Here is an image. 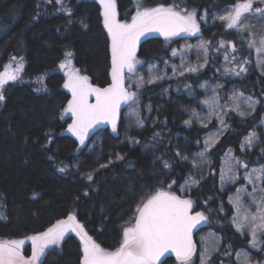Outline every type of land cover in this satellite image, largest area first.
<instances>
[{
	"label": "trees",
	"instance_id": "obj_1",
	"mask_svg": "<svg viewBox=\"0 0 264 264\" xmlns=\"http://www.w3.org/2000/svg\"><path fill=\"white\" fill-rule=\"evenodd\" d=\"M174 1L195 10L199 17L207 15L209 28H203L202 37L211 42L208 69L197 75L172 74L139 89L143 126L128 129L123 116L118 131L111 128L95 134L101 142L91 150L67 133L73 117L64 114L71 94L63 85L72 69L89 77L95 86L111 83L110 36L100 0H0V73L9 65L8 70L14 71L23 58V70L17 80L5 85V100L0 101V239L29 238L75 214L96 243L114 251L122 243L123 229L134 223L142 201L161 188L167 190L175 180L171 191L190 198L195 212L207 216L208 225L196 236V245L208 230L221 236L220 249L209 264H241L237 258L241 251L264 257V247L253 251L250 237L235 230L230 194L220 185L228 151L249 163L264 162L258 150L242 151L244 139L253 131L259 133L264 148V70L256 68L253 53L247 50L248 36L227 30L226 22L218 19L242 0L140 3L143 9ZM137 2L116 0L120 21L131 22ZM181 43L180 39H150L141 45L137 57L146 66L163 65L173 61L172 52ZM244 60L249 63L243 64ZM62 63L66 67H60ZM241 66L247 71L240 72ZM205 81L226 83L221 100L230 88H237L259 104L246 117L227 115L229 126L209 152L207 173L188 193L178 186L194 174L190 161L202 151L205 137L215 127H204L192 118L193 110L201 106L200 86ZM187 120L191 126L185 124ZM177 152L188 160H181ZM164 161L172 167L165 168ZM24 254L30 256V249ZM81 257L82 242L72 233L61 249L47 250L42 264H80Z\"/></svg>",
	"mask_w": 264,
	"mask_h": 264
},
{
	"label": "snow or ice",
	"instance_id": "obj_2",
	"mask_svg": "<svg viewBox=\"0 0 264 264\" xmlns=\"http://www.w3.org/2000/svg\"><path fill=\"white\" fill-rule=\"evenodd\" d=\"M57 2H62V0H57ZM256 2L264 4V0H242L227 9L225 14L219 16L218 19L221 22H226L228 29H235L239 33L250 31V26L245 22L246 14L255 12L264 16V8H253ZM100 3L103 6L104 25L111 37V83L106 87L95 86L90 82L89 77L80 75L79 70L76 69L69 72L68 81L63 85L72 93V99L64 109L65 115L71 114L73 117V123L69 125L68 131L79 139L81 145L85 143L90 130L99 124L108 123L112 130L116 131L121 105L132 107L133 113L137 117L136 123L143 126L139 112L136 110L139 89L143 88L145 84L155 83L156 80L164 77L155 75L145 80L140 76L126 85L129 76L135 75L137 65L142 63L136 57L137 46L142 36L155 31L169 39L181 34L196 35L200 32V23L195 10L177 11L174 7L163 5L143 7V10H140L141 3L138 0L136 14L132 17L131 23H128L118 19L116 0H100ZM247 43L249 48L256 50L257 63L264 66V38H261L259 42L249 39ZM223 45L224 42H221L222 47ZM191 48L192 46H187L185 51L187 52ZM199 48L206 56L207 43H201ZM231 49L233 52L237 50L234 44L231 45ZM172 55L175 56L177 53L173 51ZM68 56H71V53ZM225 59H228L227 55H225ZM22 60L23 58L14 71L8 70L11 67L9 65L3 73H0V101L5 100V85L10 81L17 80L19 72L23 70ZM248 63V60L243 61V64ZM60 67L64 68L66 64L62 63ZM183 67L189 73L199 71L197 66L183 65ZM246 71V67H240V72ZM179 74L183 76L184 71H180ZM132 87H135L136 91L131 90ZM202 87L207 86L202 85ZM93 97L94 103L90 102ZM203 103L208 106L209 115L202 118L199 113L193 112V116L202 123L210 122L215 117L220 121L221 128L205 139L204 151L197 153L196 157L190 161L194 169H199L202 164L209 163L206 153L218 142L220 133L226 130L221 109L218 108V94ZM232 103L238 110L239 97L233 96ZM249 107L254 110L253 104H249ZM239 115L244 116L246 113L241 111ZM185 124L191 126L192 121L187 120ZM204 126L206 127L207 124L205 123ZM255 137L256 133L254 132L247 136L244 146H252ZM176 155L181 160H188L187 156H180L179 152ZM117 159L122 160L123 157L118 156ZM163 166L165 168L172 167L168 161H164ZM102 167H106V165H102ZM241 167L247 169L249 166L240 158L233 156L228 162L227 177H225L224 170L221 172V184L223 186L226 179L231 183L243 179L253 186V192L247 193L246 188L242 185L236 190L235 197H229V201L235 206L237 212V215L233 217L237 231L241 233H244L245 230L249 231L252 237V246L256 247L258 243L264 242V164L258 168H252L243 177L238 171ZM60 171H64V169L61 168ZM197 175L203 178L202 171H198ZM87 179L91 181L93 177L88 175ZM175 183L176 181L173 180L171 184L167 185V190L161 188L142 201L136 208L134 223L123 229L122 243L114 251L106 250L96 243L92 236L85 231L84 226L77 221L75 214H69L66 220H58L47 231L27 238L31 241V255L28 257L23 254V246L26 242L24 239L0 240V264H42L41 257L45 255L46 249L51 245H59L68 231L75 232L82 242L80 264H160V258L167 252H174L180 264H193L196 245L192 233L197 225L202 221H207V216L198 211L193 214L194 202L171 191L172 185ZM199 183L200 181L190 173L185 184L178 186V190L183 191L189 186H198ZM245 193L251 201L246 208L243 199ZM252 205H255V210L252 209ZM210 259L211 254L205 248L201 253V264H207ZM245 264H247V260H245Z\"/></svg>",
	"mask_w": 264,
	"mask_h": 264
},
{
	"label": "rangeland",
	"instance_id": "obj_3",
	"mask_svg": "<svg viewBox=\"0 0 264 264\" xmlns=\"http://www.w3.org/2000/svg\"><path fill=\"white\" fill-rule=\"evenodd\" d=\"M174 2L175 3L172 4V5H168V6L163 5V6H165V7H169V6L174 7L175 10H177V11H182V10H185V9L188 10V11H192V10L187 9L184 5H181V3H178L176 1H174ZM116 6H117V3H116ZM254 7L255 8L256 7L264 8V4H260V3L256 2L253 5V8ZM140 10H143V9L141 8ZM136 11H137V9H136ZM117 12H118V19H119L118 7H117ZM197 20L200 23V32L199 33H197L196 35L181 34L179 36L170 38V40H177V39L182 40L181 45L178 48H175L173 50V51H175L177 53V55H175V56L172 55L173 61L165 62L163 65L155 63V64H153L151 66H149V65L146 66L144 64V62L142 60H139L137 55H136L137 59L139 61H141L142 63L137 65L136 74L129 76L128 84L130 83V81H134L140 76L144 77L145 80H147L151 76H155V75H159V76L164 77L163 79H158V80L155 81V83H158V82H160V81H162L164 79L170 78V76L172 74H174V71H175V75H180L179 73L182 70L184 71V74L197 75V74L203 73L205 70H207L208 67H209L208 66L209 65L208 59H209L210 53H211V49H210L211 42L209 40H207V39H204L202 37L203 36V28L208 26L207 15L203 14V15H201L199 17V15L197 13ZM245 22L250 26V31H247V32L244 33V34H246L248 36V40L249 39H255L257 42H259V40L261 38H264V16H262L260 13H255V12H253L251 14H246ZM208 28H209V26H208ZM225 28L227 30H229L227 27H225ZM109 36H110V34H109ZM201 43H207V45H208V51H207V55L206 56L203 54V50L199 48V45ZM110 44H111V37H110ZM187 46H192V48L186 52L185 50H186ZM223 46L226 47L227 44L224 43ZM247 46H248V43H247ZM257 46H259V44H257ZM247 50H250L253 53V57H254V62H255L256 68L258 70H260V71L261 70L263 71L264 70V66H261V65H259L257 63L258 56H257L256 50L254 48H249V47L247 48ZM182 57H183V59H182ZM183 65L197 66L199 68V71L196 72V73H189V72L186 71V69L183 67ZM14 68H16V67H14ZM144 69H147L146 70L147 72H145ZM149 69H151V71H149ZM72 71H73V69L70 70L69 72H72ZM69 72H68V74H69ZM67 81H68V77H67L66 82ZM150 84H154V83H150ZM146 85L147 84H145L144 86H146ZM202 85H206L207 87H202ZM225 86H226V83L223 82V81H217V82L205 81V82H202L201 86H200V90L203 93L202 99H201V106H200L199 109L193 110V112L199 113L202 118L203 117H207L209 115V108L203 102L205 100L212 99L214 95L218 94V97H219L218 108L221 109V114L223 115L224 125L226 126V130H227V128L229 126V124L227 123V115L229 113H234V114H236V115H238L240 117H246L247 115H251L255 111V109L258 108V104L259 103H258V101L256 99L244 95L237 88H230L229 91L227 92V94H225V92H224V94L226 95V98L224 100H221L222 99L221 96L223 95L222 94V90L225 88ZM66 90L71 94V99H72L71 91L69 89H67V88H66ZM131 90L136 91L135 87H132ZM233 96H238L239 97V109L238 110H236L234 108V105L232 103V97ZM249 104H253L254 105V110L249 107ZM133 107H136V106H133ZM136 110L139 112L140 120H142V118H141V110L139 108V101H138V107L136 108ZM241 111L246 113V115H244V116L239 115V112H241ZM192 118L196 119L193 116V113H192ZM136 119H137V117L133 113V108L132 107H128L126 112H125V114H124V119H123V122H125L126 128H128V129L141 128V126H139L136 123ZM197 121L202 126H204L205 123L207 124V126H209L211 124H214V126H215L214 129L205 137V139H207L213 133L218 132L220 130V128H221L220 121L218 119H216L215 117H213L210 122L204 121V123H202L199 120H197ZM72 123H73V121H72ZM261 125L264 128V119L261 121ZM118 128H119V125H117L116 131H118ZM226 130L220 133L218 141L222 138V136L224 135ZM253 132L256 133V137L254 139V142H253L252 146H250V147L244 146V142H245V139H244L243 144H242V151L244 153H246V152L253 153L255 150H258L259 151V155H261V159H262V158H264V148L261 146V139H260L259 133L255 132V131H253ZM67 133H69L72 137H74L79 142V139L72 132L67 131ZM252 133H250L249 135H251ZM100 142H101V136L94 134V135L88 136L87 139L85 140V143L83 145H89L91 150H95V149H98V146H99ZM79 144H80V142H79ZM215 145H216V143H215ZM213 147H211V149ZM204 149H205V144H204V147H203L202 151H204ZM209 152L210 151H208L206 153V158L209 161V163L202 164L199 169H194V174L192 176H194L195 179H197V180L202 179L199 175H197L198 171H202L203 172V178H204V176L207 173V168L210 165ZM233 156L237 157V156H235L234 152L232 150H230L223 157L221 172H222V170H224L225 177H227V174H228L227 173L228 162L231 160V158ZM240 160H242V158H240ZM243 162L247 163L249 167L247 169L242 168V167L238 169L239 174H240L241 177H243L246 172L251 171L252 168H258L262 164H264V162H261L260 160L256 161L257 163H249L247 161H243ZM220 185H221L222 191L229 192L230 197H235L237 195L236 190L238 188H241L242 185L246 188L247 193L253 192V186L251 184H248V182L246 180H243V179L237 180L235 183L228 182L227 179H226V182L222 186V184H221V173H220ZM192 187L193 186H189L188 188H186L184 190V192H188L189 193V191H190V189ZM247 193L243 194L244 207L245 208L248 207L250 202H251L250 201V197L247 196ZM257 195H259V193H257ZM188 199H190V198H188ZM231 205H232V207L234 209L233 217H235L237 215V212H236L235 206L233 204H231ZM193 209H194V212H195V206H194ZM252 209L255 210V205H252ZM233 217H232V223H233ZM130 224L131 223L127 224L126 227L130 226ZM233 226H234L235 230L237 231V227H236V225L234 223H233ZM237 232L241 236L250 237V246H251L253 251H255V252L262 251V249L264 247V242L258 243L256 247H253L252 243H251L252 237H251V234H250L249 231L245 230L244 233H241L239 231H237ZM72 233L76 234L73 231H68L65 234L63 240L60 242L59 245H51L46 250L61 249L64 239L69 234H72ZM22 239H24L26 241L24 246H23V252L27 248H29L30 251H31V241L29 239H27V238H22ZM0 240H3V239H0ZM3 241H6V240H3ZM221 242H222L221 236L219 234H217L216 232H214L213 230H208V231L204 232V234H202V236L198 237V244L196 245V252H195V255L193 257V264H201V253H202V251L205 248L211 254V259H212L214 254L219 251ZM214 249H218V250H214ZM237 258H238V261L241 264H245V260H247V264H264V257L255 256L254 254L249 253V252H245V251H241L240 253H238ZM211 259L207 261V264L210 263ZM170 264H180V261L174 260Z\"/></svg>",
	"mask_w": 264,
	"mask_h": 264
},
{
	"label": "water",
	"instance_id": "obj_4",
	"mask_svg": "<svg viewBox=\"0 0 264 264\" xmlns=\"http://www.w3.org/2000/svg\"><path fill=\"white\" fill-rule=\"evenodd\" d=\"M155 38H165L161 33L159 32H149L147 34H145L144 36H142L140 38V41H139V44L137 46V52H136V55L138 54L139 52V49L141 47V45L150 40V39H155ZM126 85H128L127 81H126ZM90 102L94 103L95 100H94V97L91 98ZM129 107V105H121V109H120V114H119V119L117 121V125L120 123L122 117L124 116V113L125 111L127 110V108ZM111 125L108 124V123H104V124H99L97 125L94 129L90 130L88 136H91V135H94V134H97L101 131H104V130H109L111 129ZM193 214H195L194 212V209H193ZM67 218L63 219V220H66ZM77 219V218H76ZM78 221V219H77ZM79 222V221H78ZM80 223V222H79ZM81 224V223H80ZM207 227V221H202L199 225H197V227L193 230V233H192V238H193V241L196 245V236L202 231L204 230L205 228ZM85 229V228H84ZM86 231V230H85ZM47 255V251H45V255L43 257H41V261L43 262V260L45 259ZM195 255V254H194ZM26 256V255H25ZM28 257V256H26ZM194 257V256H193ZM170 259H174V260H177L179 261L177 258H176V255L174 252H167L164 254V256H162L160 258V264H166V262Z\"/></svg>",
	"mask_w": 264,
	"mask_h": 264
}]
</instances>
